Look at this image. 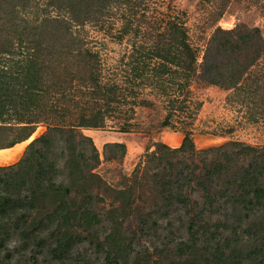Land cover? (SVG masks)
Returning a JSON list of instances; mask_svg holds the SVG:
<instances>
[{"label": "trees", "instance_id": "obj_1", "mask_svg": "<svg viewBox=\"0 0 264 264\" xmlns=\"http://www.w3.org/2000/svg\"><path fill=\"white\" fill-rule=\"evenodd\" d=\"M53 1L64 14L49 20V59L38 49L16 68L0 60V149L46 125L0 165V248L15 236L48 264H88L75 253L85 245L105 249L108 264H264V144L196 149L185 131L179 146L155 142L119 185L97 168L121 161L125 143L105 142L101 159L82 131L109 118L116 131L136 130L135 108L153 99L165 111L157 129L176 119L185 128L192 83L242 88L264 56L259 27H216L198 62L182 19L152 0ZM104 37L128 43L110 66Z\"/></svg>", "mask_w": 264, "mask_h": 264}, {"label": "rangeland", "instance_id": "obj_2", "mask_svg": "<svg viewBox=\"0 0 264 264\" xmlns=\"http://www.w3.org/2000/svg\"><path fill=\"white\" fill-rule=\"evenodd\" d=\"M152 1L161 10L177 14L182 19L189 41L197 50L198 62L201 61L207 39L216 27L231 28L243 23L249 27H259L264 36V0ZM56 7L57 3L53 0H0V60L5 65L10 64L12 68H16L24 56L38 49L43 50L49 59L48 54L55 43V23L49 20L57 14H64V9ZM45 18L48 19L46 23ZM90 35L102 38L101 33L92 30ZM104 39L107 43V49L103 52L105 65L110 66L128 49V43L126 40L117 42L108 37ZM191 100L190 109L195 110H192L193 115L185 128H181L182 125L176 119L173 127L157 129L156 123L161 120L165 111L154 99L153 107L135 108V119L139 123L136 130L116 131L113 118H109L103 128H82L83 133L92 137L101 159L105 142L119 141L126 145V154L121 161H103L97 172L113 184L124 185L131 179L136 165L144 161L147 153L154 149L155 142L160 141L171 147L179 146L185 131L189 132L196 149L220 145L230 140L251 145L264 144V56L247 71L240 90H225L215 85L195 82L191 85ZM45 129L46 125L42 123L29 139L17 143L13 148L0 150V165L16 162L25 146ZM18 243L13 236L7 248H0V264L49 263L44 258L47 256L43 254L31 258L29 251L19 248ZM146 244L142 240L141 247ZM14 246L18 249H14ZM139 247L140 245L134 248L141 249ZM104 251L103 248L95 251L94 247L85 245L75 253L78 252L77 258L81 256L88 264H108L104 261Z\"/></svg>", "mask_w": 264, "mask_h": 264}, {"label": "crops", "instance_id": "obj_3", "mask_svg": "<svg viewBox=\"0 0 264 264\" xmlns=\"http://www.w3.org/2000/svg\"><path fill=\"white\" fill-rule=\"evenodd\" d=\"M15 145H17V144H15ZM14 146H12V147H10V148H13ZM4 149H9V148H3V149H0V150H4Z\"/></svg>", "mask_w": 264, "mask_h": 264}]
</instances>
